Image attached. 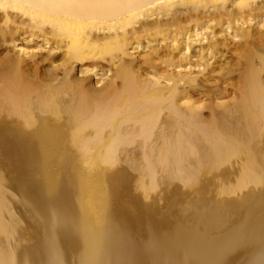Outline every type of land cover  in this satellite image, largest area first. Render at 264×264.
<instances>
[{"label":"bare ground","instance_id":"obj_1","mask_svg":"<svg viewBox=\"0 0 264 264\" xmlns=\"http://www.w3.org/2000/svg\"><path fill=\"white\" fill-rule=\"evenodd\" d=\"M0 264H264V0H0Z\"/></svg>","mask_w":264,"mask_h":264},{"label":"rangeland","instance_id":"obj_2","mask_svg":"<svg viewBox=\"0 0 264 264\" xmlns=\"http://www.w3.org/2000/svg\"><path fill=\"white\" fill-rule=\"evenodd\" d=\"M146 204H147L148 207L146 206ZM146 204H145V201H144V204L141 203V206H139V208L141 209V213L147 218L148 216L151 215V212L149 211V210H150L149 207H150L151 202L148 201V202H146ZM227 207H228V208H227ZM233 208H234V209H233ZM235 208H236V206H235V207H233V206L230 207L228 204L222 206V209H221V210H222V211H221L222 213H221V217L218 219V222H219V220L221 221L222 219H223V220L221 221L222 223H224L225 220H226V221H230L231 219H232L231 221H235V218H234V220H233V216L236 217V220H237V218H238L239 216H240L239 218L243 217V215H242V214H243V213H242L243 211H242V212H238V210H240V209H235ZM142 209H143V210H142ZM148 211H149V212H148ZM237 212H238V213H237ZM149 213H150V214H149ZM223 213H224V214H223ZM225 213H226V215H228V216H230V217L224 216ZM222 215L225 217V219H224V217H222ZM237 215H238V216H237ZM229 218H231V219L229 220ZM239 218H238V219H239ZM212 220L214 221V219H211V223L209 222L210 220L207 221V222L205 221V223L202 222V224H203V223L205 224V225H204V224H203V225L201 224L202 227H206V226L208 225L206 228H204V229H205V233L208 234V235L211 234V236H212V234L216 235V234H220V233H222V232H220V228H222L221 231H222V230H225V226H224V224H222V223L220 222L217 226H215V223L217 224V222L213 223ZM216 220H217V219H216ZM216 220H215V221H216ZM187 221H189V220H187ZM187 221H185L184 224H186V223L188 224ZM223 221H224V222H223ZM189 223H190V222H189ZM207 223H208V224H207ZM209 224H210V225H209ZM213 224H214V225H213ZM221 224H222V225H221ZM219 226H220V228H219ZM221 226H222V227H221ZM208 227H209V228H208ZM206 229H208V230H207L208 232L206 231ZM245 229H246V228H245ZM245 229L243 230V231H244L243 233H244L245 235H248L249 233H248L247 229H246V230H245ZM244 255H245V254H244ZM244 255H243V256H244ZM245 262H246V261H245Z\"/></svg>","mask_w":264,"mask_h":264}]
</instances>
